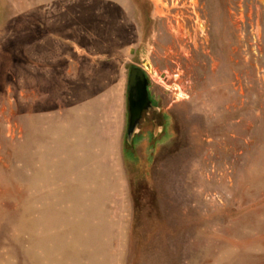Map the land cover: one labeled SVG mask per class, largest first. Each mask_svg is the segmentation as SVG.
I'll list each match as a JSON object with an SVG mask.
<instances>
[{"label": "rangeland", "instance_id": "rangeland-1", "mask_svg": "<svg viewBox=\"0 0 264 264\" xmlns=\"http://www.w3.org/2000/svg\"><path fill=\"white\" fill-rule=\"evenodd\" d=\"M0 264H264V0H0Z\"/></svg>", "mask_w": 264, "mask_h": 264}, {"label": "water", "instance_id": "water-1", "mask_svg": "<svg viewBox=\"0 0 264 264\" xmlns=\"http://www.w3.org/2000/svg\"><path fill=\"white\" fill-rule=\"evenodd\" d=\"M127 106L129 110L126 131V145L131 146L136 132L138 121L143 109L153 107L148 89V79L145 71L137 66H132L127 77Z\"/></svg>", "mask_w": 264, "mask_h": 264}, {"label": "flooded vegetation", "instance_id": "flooded-vegetation-1", "mask_svg": "<svg viewBox=\"0 0 264 264\" xmlns=\"http://www.w3.org/2000/svg\"><path fill=\"white\" fill-rule=\"evenodd\" d=\"M151 108H152V107H151ZM151 108H149V109H143V110H142L141 115H140V118H139V121H138V124H139L140 120L145 116L144 114L149 113V111H150ZM127 114H128V115H127V125H128V117H129L128 106H127ZM159 128H160V127L156 124V126H155V134L159 132ZM136 129L139 130L138 125H137Z\"/></svg>", "mask_w": 264, "mask_h": 264}]
</instances>
